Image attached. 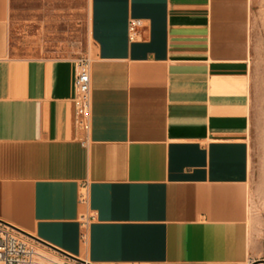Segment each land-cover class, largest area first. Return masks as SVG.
Segmentation results:
<instances>
[{
  "label": "crops",
  "instance_id": "0c3cea01",
  "mask_svg": "<svg viewBox=\"0 0 264 264\" xmlns=\"http://www.w3.org/2000/svg\"><path fill=\"white\" fill-rule=\"evenodd\" d=\"M20 1L0 0V221L90 264L264 259L250 199L251 0H87V132L77 60L11 54ZM55 2L30 8L47 32L67 22Z\"/></svg>",
  "mask_w": 264,
  "mask_h": 264
},
{
  "label": "rangeland",
  "instance_id": "374dc122",
  "mask_svg": "<svg viewBox=\"0 0 264 264\" xmlns=\"http://www.w3.org/2000/svg\"><path fill=\"white\" fill-rule=\"evenodd\" d=\"M55 0H50L54 3ZM42 0H21L13 16L10 52L18 57L93 59L94 50L88 33L87 0H66L67 22L47 32L46 26L33 23L30 8ZM58 4V0L56 2ZM79 8L71 17L70 8ZM251 171L250 199L264 220V0H251ZM81 9V10H80ZM65 31V32H64Z\"/></svg>",
  "mask_w": 264,
  "mask_h": 264
},
{
  "label": "built area",
  "instance_id": "2783aa9c",
  "mask_svg": "<svg viewBox=\"0 0 264 264\" xmlns=\"http://www.w3.org/2000/svg\"><path fill=\"white\" fill-rule=\"evenodd\" d=\"M130 30L134 34L135 27ZM76 122L87 132L91 116V63L81 58L76 63L75 97ZM0 264H90L58 250L44 246L21 234L8 225L0 223Z\"/></svg>",
  "mask_w": 264,
  "mask_h": 264
},
{
  "label": "water",
  "instance_id": "95a60500",
  "mask_svg": "<svg viewBox=\"0 0 264 264\" xmlns=\"http://www.w3.org/2000/svg\"><path fill=\"white\" fill-rule=\"evenodd\" d=\"M0 222L3 223V224H5V225L10 226L11 228L15 229L16 231L20 232L21 234H23V235H25V236H27V237H29V238L35 240V241L38 240V239H36L35 237H33L32 235H30V234H28V233H26V232H24V231H22V230H20V229H18V228H16V227L12 226V225L6 224V223H4V222H2V221H0ZM39 242H41V241H39ZM48 246H49V245H48ZM51 248H53V247H51ZM55 250H57V249H55ZM60 252H61V251H60ZM61 253H63V252H61ZM63 254H65V253H63ZM251 264H264V259L259 260V261H256V262H253V263H251Z\"/></svg>",
  "mask_w": 264,
  "mask_h": 264
},
{
  "label": "bare ground",
  "instance_id": "6f19581e",
  "mask_svg": "<svg viewBox=\"0 0 264 264\" xmlns=\"http://www.w3.org/2000/svg\"><path fill=\"white\" fill-rule=\"evenodd\" d=\"M88 260V259H87Z\"/></svg>",
  "mask_w": 264,
  "mask_h": 264
}]
</instances>
